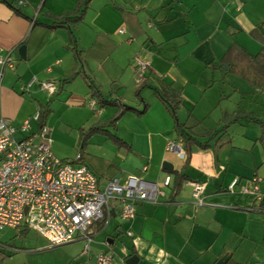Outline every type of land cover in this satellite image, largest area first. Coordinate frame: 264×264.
Masks as SVG:
<instances>
[{
    "label": "crops",
    "instance_id": "crops-1",
    "mask_svg": "<svg viewBox=\"0 0 264 264\" xmlns=\"http://www.w3.org/2000/svg\"><path fill=\"white\" fill-rule=\"evenodd\" d=\"M22 1L0 0V53L10 51L13 58V67L4 69L0 83V118L18 127L48 104L51 113L44 125L50 148L59 158L73 159L75 155L59 154L51 144L79 143L80 128L104 114L107 119L115 108L88 106L94 98L81 73L53 94L37 81L27 91L22 86L32 77L53 80L58 86L61 78L81 67L105 97L137 109L144 100L147 108L140 113L125 110L111 127L124 145L105 135L90 143V136L77 151L79 161L92 170L100 186L111 177L123 182L128 174H135L156 182L161 193L156 202L137 203L129 220L121 219L115 208L104 223L95 222L88 251L78 236L51 244L36 231L29 237L33 229L25 225L6 226L14 234L2 237L6 227L1 230L0 264H92L97 253L107 250L113 264H128L131 255L137 257L135 264H217L223 254L228 256L225 264H264V175L257 174L258 165L264 164L260 130L254 138L260 144L256 147V140L243 145L232 136L224 138L227 130L218 133L216 128L196 124L219 103L209 91L220 78L214 76L217 70L233 61L226 58L227 50L232 46L239 55L241 49L256 54L264 48V0H86L74 13L79 19L61 25L55 17L75 12L80 0ZM120 27L124 32H118ZM20 45L25 46L23 57L18 53ZM135 56L149 61L140 86L135 81ZM163 83L180 93L177 119L195 137L188 146L182 143L185 158L165 148L168 140L180 136L170 110L155 92ZM247 83L252 92H261ZM230 88L225 97L238 91L236 85ZM238 96L234 106L221 109L218 119L225 122L218 123L220 128L255 114L258 105L253 98L245 109L243 95ZM236 111L244 115L235 117ZM38 127L39 121L32 120L26 132L18 130L15 136L21 138ZM88 143L97 145V153L83 152ZM165 161L184 175L174 196L171 190L177 178L162 167ZM166 175L170 176L167 185L163 184ZM256 175L259 198L240 191L250 182L243 183V177L251 180ZM235 178L237 184L229 190ZM196 181L203 184L204 203L199 207L192 198ZM62 245L66 249L48 254Z\"/></svg>",
    "mask_w": 264,
    "mask_h": 264
},
{
    "label": "built area",
    "instance_id": "built-area-1",
    "mask_svg": "<svg viewBox=\"0 0 264 264\" xmlns=\"http://www.w3.org/2000/svg\"><path fill=\"white\" fill-rule=\"evenodd\" d=\"M19 2H23L19 0ZM118 32H124L120 27ZM135 81L139 85L145 78L149 61L134 57ZM13 67L11 52L0 53V83L5 68ZM37 81L48 94L56 91L53 80L38 81L32 77L22 86L27 91ZM264 93V88L261 89ZM95 100L90 99L88 106L94 108ZM38 109L18 127L0 118V233L6 227L19 228L25 225L51 244H60L80 237L84 241V251L89 250L92 240L91 226L104 221L110 212L117 208L123 220L133 218L135 206L142 201L156 202L161 193L158 184L135 174H128L123 182L117 177L109 178L103 186L98 184L92 170L79 161L77 152L73 159L57 157L50 148V136L45 125L17 138L15 133L26 132L30 121H38ZM166 150L180 158L186 157L182 139L168 140ZM166 175L163 184L169 183ZM259 178L252 177L240 191L254 193L258 198ZM237 178L228 185L233 190ZM203 184H192V198L195 207L201 206ZM131 235L130 231H127ZM92 264H113L112 252L102 251L95 255Z\"/></svg>",
    "mask_w": 264,
    "mask_h": 264
},
{
    "label": "trees",
    "instance_id": "trees-1",
    "mask_svg": "<svg viewBox=\"0 0 264 264\" xmlns=\"http://www.w3.org/2000/svg\"><path fill=\"white\" fill-rule=\"evenodd\" d=\"M86 0H80L77 7L75 8V12L63 14L56 18V24H68V21H73L79 19V15H75L74 13H77L80 11V6L85 5ZM80 13V12H79ZM72 14V16H70ZM53 27L54 25H50ZM234 49V48H233ZM232 46L230 49L227 50L225 56L226 58H235V60L243 63L241 66V69H238L239 66L235 67V70L238 74H240L241 77L245 78L249 83H251L253 88H257L259 91H261L262 88H264V48H262L258 53L251 54L246 52L245 50L241 49V53L238 55L237 49L233 50ZM236 51V52H235ZM240 56V57H239ZM75 57H77V53L75 52ZM227 58V59H228ZM240 64V63H239ZM232 65V62L229 61V67ZM232 68V67H231ZM78 73H81L84 79L87 81L88 86L91 91V95L93 96L95 103L102 106H112L115 108L114 113L108 117L107 119H97L96 121L92 122L87 128H80V136H79V148L82 150L84 145L86 144L88 138L94 134V133H101L106 136V138L110 139L113 143L122 146L124 145V141L118 137L111 129V127H115V123L117 118L127 109L134 110L138 113L144 111L147 108V103L144 100H141L142 107L140 109H137L136 107H132L129 105H126L122 103L117 98H107L103 94L102 91H100L97 86L93 83V81L90 79L89 75L84 73L83 69L81 67L75 68L72 70L69 74L65 75L63 78L59 80L58 86L56 89L63 87L66 83H68L72 78H74L75 75ZM144 80L139 84L142 85ZM156 94L160 98V100L165 103L168 107V109L171 112V115L174 118L175 122V128L179 132V136L182 139V143L184 146H188L190 144V140H195V137H193V134H191V130L187 127H185L184 123H181L178 121L176 116V110L180 104L181 96L180 93L175 90L170 85L163 83L161 84L160 89H155ZM50 110L49 105L45 104L44 106L40 107L38 109L39 111V126L44 125V118L46 116V113ZM244 115L240 111L235 112V117H239L240 115ZM225 117L227 115H224ZM259 138L264 141V123H262V126L260 128V136ZM198 144H203L199 142ZM169 172H172L174 176L177 178L176 183L172 186L171 190V196L176 195L178 192L181 180L184 178V175L181 172L175 171V170H169ZM262 201V199H261ZM260 201V203H261Z\"/></svg>",
    "mask_w": 264,
    "mask_h": 264
},
{
    "label": "rangeland",
    "instance_id": "rangeland-1",
    "mask_svg": "<svg viewBox=\"0 0 264 264\" xmlns=\"http://www.w3.org/2000/svg\"><path fill=\"white\" fill-rule=\"evenodd\" d=\"M233 60V61H232ZM232 61V65L230 68L227 67V69H223V71L221 70H217V74H214V76H219L221 78V76L223 75L224 78H219V80H216L214 82V84L211 86V90L209 91V95H211L210 97L214 100H217V98L219 99V103L217 105H213L211 108V113H209L208 115H206L203 119V121H200L197 127H201L202 129H208V128H216L214 129L216 132H222L223 130H227L225 133H223L222 135H224V138H229L232 136V138L236 141V142H243L242 144H249L254 142L256 139H254L257 134H259V130L262 126V123H264V93L262 92H252V88L249 86V84L247 83V81L241 77L237 71L235 70V67L239 66L238 69H241V66L243 63L234 60V58L231 59ZM229 62H224V64H228ZM240 63V64H239ZM223 64V65H224ZM230 84L231 87L232 85H236L238 91L237 92H233L232 95H229L228 97H225V94H228L229 89L230 88ZM148 86V85H147ZM150 87V86H148ZM144 88V87H142ZM248 92H252L251 94ZM242 94L243 95V99H242V108H248V104H250V97L253 98V101L257 103L258 107H256V110H253V112L255 114H253V117L251 116V118H249V116L247 117V114H245L243 117H240V119L236 122H232L230 124V127H225L224 124L221 125L222 128H220V126L218 125V123L221 121L222 123L225 122L224 118L220 119V111L221 109H223L225 106H234L236 101H238V95ZM46 95V94H45ZM208 95V93L206 94ZM224 96V97H221ZM216 96V97H215ZM51 112L48 111L46 113V115H49ZM262 115V116H261ZM102 119L106 118V115L104 114L103 116H101ZM219 118V119H218ZM217 126V127H216ZM219 130V131H218ZM217 133V134H218ZM71 135V134H70ZM18 136V134H17ZM104 135L100 134V133H94L91 135L90 137V143L96 142L100 139L103 138ZM245 136V137H244ZM256 147H259V140H256ZM214 142V141H213ZM88 143L87 144V149H83V152H85V154H87V152L95 154L97 153V145H92ZM106 143H109L108 141ZM51 146L53 148H55L56 152H58L59 154H63L65 156H69L72 157L73 155H75V153H77V151L80 150V146L79 143H52ZM244 155H247V153L242 152ZM254 155H256V152H254ZM251 158V157H249ZM258 167H260L259 171L257 172L258 175H264V164H262L261 166L258 165ZM257 167V168H258ZM256 170V169H255ZM255 171H253L254 173ZM249 174V173H248ZM251 174V173H250ZM257 178H259L256 175ZM244 182L246 183L247 181H250L249 179H247V177H243ZM14 234V230L12 228L6 227L3 229L2 231V237H8ZM35 234L34 230L30 231V235L29 237H33V235ZM40 234H38L39 236ZM41 237V236H39ZM18 241V240H17ZM63 249H66V246L64 247L63 245L59 247V249H50L48 250V254L52 255L53 253H57V251H62ZM8 264V263H7Z\"/></svg>",
    "mask_w": 264,
    "mask_h": 264
},
{
    "label": "water",
    "instance_id": "water-1",
    "mask_svg": "<svg viewBox=\"0 0 264 264\" xmlns=\"http://www.w3.org/2000/svg\"><path fill=\"white\" fill-rule=\"evenodd\" d=\"M24 50H25V46H24V45H20V46L18 47V53H19L22 57H23V55H24ZM226 68H227V64H224V65H223V69H226ZM162 167H163L164 169H171V164H170L169 162L165 161V162L162 163ZM109 241L112 242V239H110ZM227 258H228V256L225 255V254H223V255L218 259L217 264H225ZM136 260H137L136 255H131L130 257H128V258L126 259V262H127L128 264H135ZM8 264H12V263L10 262V263H8Z\"/></svg>",
    "mask_w": 264,
    "mask_h": 264
}]
</instances>
